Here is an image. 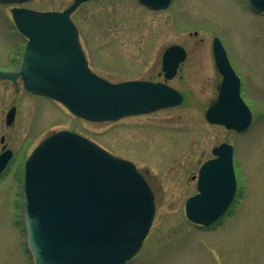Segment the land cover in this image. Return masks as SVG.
<instances>
[{"label": "rangeland", "instance_id": "rangeland-1", "mask_svg": "<svg viewBox=\"0 0 264 264\" xmlns=\"http://www.w3.org/2000/svg\"><path fill=\"white\" fill-rule=\"evenodd\" d=\"M72 1L31 0L24 6L63 11ZM10 8L0 3L4 65L23 41ZM71 18L91 70L114 83L164 81L159 75L163 51L174 44L185 47L188 58L167 83L186 99L151 114L90 122L46 96L23 91L20 81L16 86L0 80V138L16 152L0 173V264H32L22 229L23 166L41 140L59 130L75 131L133 162L148 178L156 214L130 264H264V12L248 0H172L164 10H150L139 0H94ZM215 37L241 77L242 97L253 113L251 126L241 133L205 118L222 79L212 54ZM13 105L18 115L8 127L5 115ZM224 142L234 146L240 191L225 218L199 229L188 222L185 201L196 191L192 177Z\"/></svg>", "mask_w": 264, "mask_h": 264}, {"label": "water", "instance_id": "water-1", "mask_svg": "<svg viewBox=\"0 0 264 264\" xmlns=\"http://www.w3.org/2000/svg\"><path fill=\"white\" fill-rule=\"evenodd\" d=\"M29 0H0L24 3ZM85 1L63 13L15 9L18 29L29 38L17 73L25 88L66 106L74 115L93 122L154 112L182 103L181 93L162 83L128 81L113 84L93 73L79 42L71 14ZM264 12V0H248ZM171 0H140L153 10ZM213 57L222 79L217 98L205 113L208 122L243 132L252 122L241 97V82L218 38ZM186 51L173 45L164 53L167 78H172ZM15 110L7 117L14 121ZM12 152L0 156V173ZM215 159L200 169L198 194L186 203V215L196 224L210 226L232 204L237 181L233 147L213 150ZM24 221L33 264H125L140 249L155 216L154 195L135 165L115 157L88 139L69 131L47 137L25 165Z\"/></svg>", "mask_w": 264, "mask_h": 264}, {"label": "flooded vegetation", "instance_id": "flooded-vegetation-1", "mask_svg": "<svg viewBox=\"0 0 264 264\" xmlns=\"http://www.w3.org/2000/svg\"><path fill=\"white\" fill-rule=\"evenodd\" d=\"M25 44H26V39L25 38H23V41H21V42H19V45L17 44L16 45V49L17 50H12L13 52L12 53H10L9 55H10V57H9V61H8V64H6V65H4L5 63H2L1 61V66H0V70L1 71H4V72H14V71H16V70H18V67H19V65H20V61H21V56H22V50H23V48H24V46H25ZM13 54V55H12ZM188 58V57H187ZM1 59H2V57H1ZM187 60V59H186ZM186 62V61H185ZM184 62V63H185ZM183 63V64H184ZM182 64V65H183ZM2 65H4V66H2ZM182 65H181V67H182ZM181 67H180V69H181ZM179 69V70H180ZM179 73V72H178ZM159 75L161 76V77H163V79H164V81H154V80H149V81H154V82H165V78H164V72L162 71V62H161V71L159 72ZM18 81H20L21 82V80L20 79H18L16 82H11V83H13V84H15L16 86H19V82ZM10 82V81H9ZM21 84H22V82H21ZM24 91V90H23ZM26 92V91H25ZM27 93H29V92H27ZM30 95H32L31 93H29ZM33 96H35V95H33ZM186 99V98H185ZM12 107H16V106H11V108ZM10 109V108H9ZM8 109V110H9ZM8 112V111H7ZM7 114V113H6ZM17 115H18V109H17V107H16V116H15V121H16V118H17ZM6 116V115H5ZM15 123V122H14ZM14 125V124H13ZM12 125V126H13ZM4 145V144H3ZM10 147H8V145H7V147H6V149H9ZM6 149H4V146L2 147V149H1V151H0V154H2ZM11 149V148H10ZM11 150H13V149H11ZM16 157V152L13 150V156H12V159L10 160V162L14 159ZM210 158H212V156L211 157H209V158H207V160L208 159H210ZM9 162V163H10ZM197 174H195L194 176H196ZM193 176V177H194ZM238 191H237V195H236V198H235V200H234V202H233V204L231 205V207H230V209L227 211V213L224 215V217L223 218H225L228 214H229V212L232 210V208L234 207V204H235V202H236V199H237V196H238V193H239V191H240V183H239V180H238ZM194 195V194H193ZM222 218V219H223ZM221 221V220H220ZM219 221V222H220ZM219 222H217L216 224H218ZM216 224H214V225H212L211 227H213V226H215ZM195 225V224H194ZM197 228H199V229H208V228H211V227H208V228H205V227H203V226H199V225H195ZM142 248V247H141ZM141 250V249H140ZM139 253V252H138ZM137 253V254H138ZM132 261V260H131ZM131 261L130 262H128L127 264H130L131 263Z\"/></svg>", "mask_w": 264, "mask_h": 264}, {"label": "bare ground", "instance_id": "bare-ground-1", "mask_svg": "<svg viewBox=\"0 0 264 264\" xmlns=\"http://www.w3.org/2000/svg\"><path fill=\"white\" fill-rule=\"evenodd\" d=\"M183 104V103H182Z\"/></svg>", "mask_w": 264, "mask_h": 264}]
</instances>
